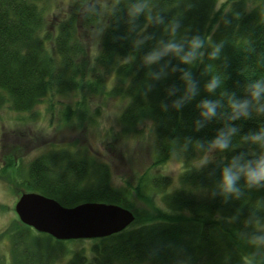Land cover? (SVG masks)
Returning <instances> with one entry per match:
<instances>
[{"label":"trees","instance_id":"16d2710c","mask_svg":"<svg viewBox=\"0 0 264 264\" xmlns=\"http://www.w3.org/2000/svg\"><path fill=\"white\" fill-rule=\"evenodd\" d=\"M44 1L0 0V107L7 103L14 112L30 113L47 96L62 95L71 99L70 104H64L63 122L82 124L94 122L89 98L98 95L121 98L126 102L119 125L124 132L139 125L153 129L152 163L135 185L125 183L121 187L111 184L106 164L58 151L32 160L25 169L8 157L0 179L14 186L17 196L21 191L37 192L65 207L103 202L133 212L135 220L130 227L110 237L92 240L87 254L74 253L66 264H176L184 259L189 264H241V256L249 250L238 241L236 232L242 228L241 221L247 217L250 205L242 201L225 204L220 198L211 199L191 191L196 187L211 188L220 175L219 158L206 169L196 171L190 169L196 156L194 151L190 149L184 158L173 150L177 138L211 139L220 127L212 122L199 133L192 130V121L198 117L195 105L201 99L216 98L203 90L208 77L201 72L208 62L193 69L200 82V95L179 112H161L163 89L171 83L179 86L178 74L158 84L145 98L137 91L144 71H137L138 60L128 63L132 58L130 45L113 39L124 33L125 25L121 24L118 30L113 25L106 31L100 51L92 59L80 34L101 17L85 13L84 6L89 0H70L66 13L57 16L56 27L47 25L41 6ZM161 2L171 4L174 0ZM192 3L194 7L184 13L183 23L215 42L225 41V59L216 64L228 75L224 88L242 95L240 89L247 76L264 75V68L256 64L257 56L264 54V1L227 0L219 7L217 0H192ZM178 10L173 8L166 16ZM224 20L230 23L226 25ZM155 32L159 36V29ZM247 40L251 41L254 53L242 48ZM49 44L53 45L57 58ZM109 78L113 86L107 92ZM142 120L154 121L155 127L152 123H140ZM256 127L255 121L243 122L242 132ZM244 150L238 148L224 155L230 159ZM171 159L183 164L176 186L168 190L175 183L158 169ZM258 196H264V191L252 193L251 199ZM136 201L144 203L145 208L136 207ZM237 209L240 218L229 223L228 218ZM185 210L190 214L185 215ZM217 216L221 219H216ZM6 240L10 264H56L71 253L67 244L79 241H57L21 224L17 218L0 233L1 256V242Z\"/></svg>","mask_w":264,"mask_h":264},{"label":"clouds","instance_id":"9594fccd","mask_svg":"<svg viewBox=\"0 0 264 264\" xmlns=\"http://www.w3.org/2000/svg\"><path fill=\"white\" fill-rule=\"evenodd\" d=\"M193 7L192 0H174L171 4H164L161 0H89L84 11L104 19V23L92 32L97 46L110 27L115 25L118 30L121 24L126 26L124 33L113 39L127 41L130 45L132 58L128 63L138 60L137 71H144L137 91L145 98L158 84L162 85L178 74L180 85L171 83L163 89L165 99L159 103L161 112H179L200 95V82L193 69L208 62L201 72L202 76L208 77L203 90L216 98L201 99L195 105L198 117L192 121V130L199 133L212 122L220 127L211 139L177 138L173 150L177 156L184 158L190 149L194 151L196 156L192 160L195 163L190 169L196 171L206 169L219 158L220 175L211 188L196 187L191 191L211 199L220 198L225 204L242 201L250 205L247 217L241 221L242 228L236 232L238 241L249 250L241 256V264H264V196L251 199L252 193L264 191V75L247 76L240 89L242 95L225 89L228 75L216 64L225 59V41L215 42L208 36L193 32L183 23L184 13ZM173 8L179 10L166 16ZM236 18H239L238 14ZM141 20L143 23H140ZM223 22L226 25L230 23L228 20ZM150 28L154 31H149ZM156 29L160 31L159 36ZM242 48L248 53L255 52L250 40ZM256 64L264 68V54L257 56ZM170 98L171 102H166ZM249 120L255 121L258 127L242 132L243 122ZM140 123H152L155 127V122L151 120ZM238 148L245 150L226 159L225 153ZM184 214L190 213L185 210ZM239 218L240 210L237 209L228 222L234 223ZM176 264L189 262L186 259L177 260Z\"/></svg>","mask_w":264,"mask_h":264},{"label":"rangeland","instance_id":"374dc122","mask_svg":"<svg viewBox=\"0 0 264 264\" xmlns=\"http://www.w3.org/2000/svg\"><path fill=\"white\" fill-rule=\"evenodd\" d=\"M225 1L227 0H217L219 5L216 7ZM69 3L70 0H45L41 4L48 27H56L59 21L57 16L66 13ZM103 23L104 19L101 17L90 29L80 34L81 42L92 59H96L100 51L99 45L97 46L92 38V32ZM48 47L52 48L51 53L57 58L53 45L49 44ZM110 79L105 86L107 92L113 86ZM70 103V98L53 94L44 98L30 113L14 112L7 103H3L0 107V171L8 157L19 162L25 169L32 160L45 154L64 151L72 157H89L106 164L111 184L115 186L122 187L125 183L135 185L140 175L152 163L150 155L154 141L152 127L139 125L130 132H124L119 125L120 114L126 102L108 95L88 99L90 117L94 122L64 123L61 118L63 107L64 104ZM182 164L181 160L171 159L158 169L159 173L170 177L175 183L168 190L176 186ZM13 187L9 182L0 179V233L17 218L13 211L17 194ZM144 206V203L136 201V207L145 208ZM92 240H79L67 244L71 253L55 263L66 264L74 253L87 254L91 249ZM1 243L3 257L0 254V264H10L7 240Z\"/></svg>","mask_w":264,"mask_h":264},{"label":"water","instance_id":"95a60500","mask_svg":"<svg viewBox=\"0 0 264 264\" xmlns=\"http://www.w3.org/2000/svg\"><path fill=\"white\" fill-rule=\"evenodd\" d=\"M14 203L21 224L62 242L104 239L123 232L135 220L132 211L115 204L84 202L71 208L37 192L21 191Z\"/></svg>","mask_w":264,"mask_h":264}]
</instances>
